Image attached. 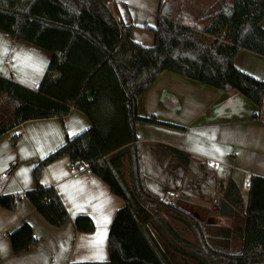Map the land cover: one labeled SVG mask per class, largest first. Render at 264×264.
Returning <instances> with one entry per match:
<instances>
[{
	"label": "trees",
	"instance_id": "1",
	"mask_svg": "<svg viewBox=\"0 0 264 264\" xmlns=\"http://www.w3.org/2000/svg\"><path fill=\"white\" fill-rule=\"evenodd\" d=\"M109 3L0 0V31L52 55L37 91L0 77V136L32 120L63 119L72 109L91 122L89 129L67 137L37 164L35 189L23 196H0V206L14 211L19 200L27 199L50 225L61 228L68 224L71 219L57 191L41 184L40 177L45 166L69 157L71 166L99 177L125 203L110 228L109 260L70 264L264 262V178L251 177L247 204L231 180L225 199L236 208L241 223L231 228L212 227L147 188L136 131L138 121L175 127L137 113L139 96L164 71L225 92L238 91L263 109L264 81L239 71L234 61L243 50L264 56V0H219L203 17L209 19L205 34L214 37L211 42L170 21L161 11L157 27L151 29L155 34L151 48L132 40V27L117 20ZM164 148L189 166V153ZM172 222L180 224L192 239ZM74 223L80 232L95 231L88 216H79ZM10 238L15 253L37 244L27 224ZM236 238L241 239V247L233 254L228 246Z\"/></svg>",
	"mask_w": 264,
	"mask_h": 264
},
{
	"label": "crops",
	"instance_id": "2",
	"mask_svg": "<svg viewBox=\"0 0 264 264\" xmlns=\"http://www.w3.org/2000/svg\"><path fill=\"white\" fill-rule=\"evenodd\" d=\"M163 1L110 0L109 6L117 20L132 27V40L146 48L155 45L151 29L157 27L161 11L170 21L214 38L205 34L209 19L203 17L219 0ZM51 57L50 52L0 31V77L37 91ZM234 65L264 81V56L243 50ZM137 113L176 127L136 123L145 183L151 192L202 220L217 204L220 214L221 202H228L225 193L231 180L248 203L251 177L264 178L256 167L257 160H264V106L260 110L238 91L225 92L164 71L139 96ZM90 127L88 117L72 109L63 119L32 120L0 136V196H23L35 189L37 164L67 137ZM164 145L189 153V166L174 158ZM40 182L55 188L71 220L61 228L54 227L27 199L19 200L14 211L0 206V264L107 262L110 228L124 201L93 173L71 166L69 157L45 166ZM170 192L177 198L171 199ZM79 216L91 218L95 231H78L74 222ZM26 224L37 244L15 253L10 235Z\"/></svg>",
	"mask_w": 264,
	"mask_h": 264
},
{
	"label": "rangeland",
	"instance_id": "3",
	"mask_svg": "<svg viewBox=\"0 0 264 264\" xmlns=\"http://www.w3.org/2000/svg\"><path fill=\"white\" fill-rule=\"evenodd\" d=\"M203 37L210 42L214 40V38L212 37H207V36H203ZM4 102L5 101H3V103ZM256 167L258 171L264 174V160H257ZM203 220L207 222L209 225H211L212 227H218V228L231 227L233 225H237L241 223V218L239 215L237 216L235 215L233 218L223 219V217H221L219 214V204H217L215 209L211 210L208 214H206ZM172 223L184 234V236H186L189 239H192L190 233L184 230L180 224L176 222H172ZM228 247H229L230 252H232L233 254L238 253L241 247V239L237 238V239L231 240L230 245Z\"/></svg>",
	"mask_w": 264,
	"mask_h": 264
},
{
	"label": "water",
	"instance_id": "4",
	"mask_svg": "<svg viewBox=\"0 0 264 264\" xmlns=\"http://www.w3.org/2000/svg\"><path fill=\"white\" fill-rule=\"evenodd\" d=\"M220 214L223 217H233L235 214L234 208L225 200L221 202Z\"/></svg>",
	"mask_w": 264,
	"mask_h": 264
},
{
	"label": "built area",
	"instance_id": "5",
	"mask_svg": "<svg viewBox=\"0 0 264 264\" xmlns=\"http://www.w3.org/2000/svg\"><path fill=\"white\" fill-rule=\"evenodd\" d=\"M169 197H170L171 199H176V198H177V195H176L174 192H170V193H169ZM259 264H264V262H261V263H259Z\"/></svg>",
	"mask_w": 264,
	"mask_h": 264
}]
</instances>
